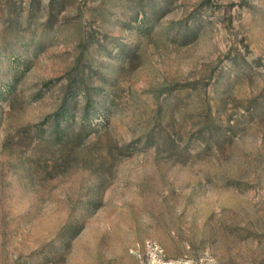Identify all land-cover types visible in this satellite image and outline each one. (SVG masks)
<instances>
[{"label":"rangeland","instance_id":"374dc122","mask_svg":"<svg viewBox=\"0 0 264 264\" xmlns=\"http://www.w3.org/2000/svg\"><path fill=\"white\" fill-rule=\"evenodd\" d=\"M0 264H264V0H0Z\"/></svg>","mask_w":264,"mask_h":264},{"label":"trees","instance_id":"16d2710c","mask_svg":"<svg viewBox=\"0 0 264 264\" xmlns=\"http://www.w3.org/2000/svg\"><path fill=\"white\" fill-rule=\"evenodd\" d=\"M62 134V133H61Z\"/></svg>","mask_w":264,"mask_h":264}]
</instances>
